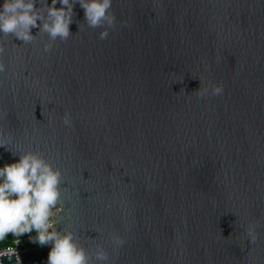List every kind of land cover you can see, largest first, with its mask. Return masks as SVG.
Masks as SVG:
<instances>
[{
    "label": "water",
    "instance_id": "water-1",
    "mask_svg": "<svg viewBox=\"0 0 264 264\" xmlns=\"http://www.w3.org/2000/svg\"><path fill=\"white\" fill-rule=\"evenodd\" d=\"M73 11L47 53L38 28L0 35V168L24 151L59 168L61 227L108 264H264V0H113L104 40Z\"/></svg>",
    "mask_w": 264,
    "mask_h": 264
},
{
    "label": "clouds",
    "instance_id": "clouds-1",
    "mask_svg": "<svg viewBox=\"0 0 264 264\" xmlns=\"http://www.w3.org/2000/svg\"><path fill=\"white\" fill-rule=\"evenodd\" d=\"M39 3V7H37ZM60 4L57 8L56 5ZM79 3L84 10V20L89 28H103L100 39H107L109 29H114L116 16L112 12L113 0H4L0 6V35L7 39L10 35L22 41L32 43V29L38 28L39 33L46 34L51 43L44 45V51L50 52L57 39L66 42L73 22L74 6ZM39 22V23H38ZM127 26V22H124ZM5 48L0 45V55ZM5 64L0 61V73L5 71ZM202 83V81H200ZM211 94L219 96L223 93V85L210 84ZM207 87L194 91L197 97L208 93ZM65 126L71 125L70 114L63 117ZM2 141V140H0ZM6 142L0 143L5 146ZM19 160L5 164L0 168V241L9 234L22 237L29 236V242L40 246L51 245L47 264H108L109 254L98 245L90 251L80 241V237L70 228L61 227L60 216L64 206L61 202V185L63 173L39 152H19ZM59 228V230H58ZM246 234L252 243L258 238L256 224H249ZM114 249L118 250L125 243L120 236H112ZM17 244L20 243L18 239ZM16 255L19 264V254L9 248L0 257L7 256L11 260Z\"/></svg>",
    "mask_w": 264,
    "mask_h": 264
},
{
    "label": "built area",
    "instance_id": "built-area-1",
    "mask_svg": "<svg viewBox=\"0 0 264 264\" xmlns=\"http://www.w3.org/2000/svg\"><path fill=\"white\" fill-rule=\"evenodd\" d=\"M29 236H33V237L36 236L35 232L33 231L30 234H25L24 236L18 238L20 240L19 244L16 243V241L18 240L17 239L14 241V243L12 245L8 246L7 248L0 249V253H6L8 251V249L11 248V249H13V252L19 254V257H20L23 253L26 252L27 249H29V248H26V244H32L29 242ZM37 247H39V246L36 245L34 247V249H36ZM13 256H16V255H13ZM3 257H0V264H3L2 263Z\"/></svg>",
    "mask_w": 264,
    "mask_h": 264
},
{
    "label": "trees",
    "instance_id": "trees-1",
    "mask_svg": "<svg viewBox=\"0 0 264 264\" xmlns=\"http://www.w3.org/2000/svg\"><path fill=\"white\" fill-rule=\"evenodd\" d=\"M20 237H15L11 234L6 236V238L3 241H0V249L7 248L8 246L12 245L15 240H17Z\"/></svg>",
    "mask_w": 264,
    "mask_h": 264
},
{
    "label": "rangeland",
    "instance_id": "rangeland-1",
    "mask_svg": "<svg viewBox=\"0 0 264 264\" xmlns=\"http://www.w3.org/2000/svg\"><path fill=\"white\" fill-rule=\"evenodd\" d=\"M35 235H36V232H35ZM36 245H38V244H33V243L32 244H26V248H34ZM38 246H40V245H38Z\"/></svg>",
    "mask_w": 264,
    "mask_h": 264
}]
</instances>
